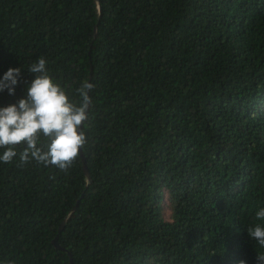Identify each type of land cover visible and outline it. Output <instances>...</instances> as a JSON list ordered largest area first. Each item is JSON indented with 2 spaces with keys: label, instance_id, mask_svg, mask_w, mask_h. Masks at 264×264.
<instances>
[{
  "label": "trees",
  "instance_id": "trees-1",
  "mask_svg": "<svg viewBox=\"0 0 264 264\" xmlns=\"http://www.w3.org/2000/svg\"><path fill=\"white\" fill-rule=\"evenodd\" d=\"M41 57L73 102L94 85L89 176L0 162V264H256L264 0H0V108Z\"/></svg>",
  "mask_w": 264,
  "mask_h": 264
},
{
  "label": "clouds",
  "instance_id": "clouds-1",
  "mask_svg": "<svg viewBox=\"0 0 264 264\" xmlns=\"http://www.w3.org/2000/svg\"><path fill=\"white\" fill-rule=\"evenodd\" d=\"M46 63L43 57L33 62L28 72L35 79L25 96L0 108V149H4L0 162L12 163L19 156L21 164L35 161L66 172L87 142L82 125L89 119L94 85L87 80L82 82L75 89L79 101L73 102L65 88L49 75ZM21 75V68H9L0 78V93L7 91L9 96H14ZM20 145L24 147L18 153L16 147ZM255 215L257 220L264 221V208ZM247 233L264 248V227L257 224ZM255 261L264 264V253L256 254Z\"/></svg>",
  "mask_w": 264,
  "mask_h": 264
},
{
  "label": "water",
  "instance_id": "water-1",
  "mask_svg": "<svg viewBox=\"0 0 264 264\" xmlns=\"http://www.w3.org/2000/svg\"><path fill=\"white\" fill-rule=\"evenodd\" d=\"M94 30H95V32H96V26H95ZM80 155H81L82 162H83V169H84V172H85V174H86L87 176H89V174H88V170H87V168H86V166H85V164H84L85 160H84V157H83L82 150L80 151ZM54 243H55V245H57V241H56V240H54Z\"/></svg>",
  "mask_w": 264,
  "mask_h": 264
},
{
  "label": "rangeland",
  "instance_id": "rangeland-1",
  "mask_svg": "<svg viewBox=\"0 0 264 264\" xmlns=\"http://www.w3.org/2000/svg\"><path fill=\"white\" fill-rule=\"evenodd\" d=\"M166 202H167V201H165L164 203L166 204ZM163 212H164V216H165V217H168V216H169V214H170V211L168 210V208H167L166 206H165V208H164V211H163Z\"/></svg>",
  "mask_w": 264,
  "mask_h": 264
}]
</instances>
